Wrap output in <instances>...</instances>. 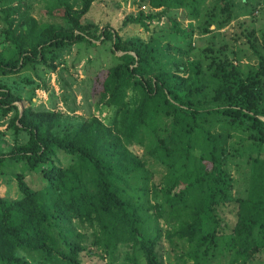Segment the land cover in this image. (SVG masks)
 <instances>
[{"label": "trees", "instance_id": "obj_1", "mask_svg": "<svg viewBox=\"0 0 264 264\" xmlns=\"http://www.w3.org/2000/svg\"><path fill=\"white\" fill-rule=\"evenodd\" d=\"M31 1L0 0V76L40 64L55 72L82 42L111 41L121 55L94 79V101L106 115L77 125L62 111L21 110V91L0 81V118L12 113L9 125L29 136L0 151V174L6 163H23L45 181L34 189L21 170L17 196H0V264H87L83 252L105 264H168L165 238L189 243L183 264H214L221 237L227 264H252L264 249V52L253 30L258 64L248 71L220 54L206 69L177 57L193 50L197 32L230 24L237 0H143L153 10L123 25L141 26L145 37L83 22L102 0H45L54 22L33 17ZM162 20L168 29H156ZM236 159L248 164L243 191L229 168Z\"/></svg>", "mask_w": 264, "mask_h": 264}, {"label": "rangeland", "instance_id": "obj_2", "mask_svg": "<svg viewBox=\"0 0 264 264\" xmlns=\"http://www.w3.org/2000/svg\"><path fill=\"white\" fill-rule=\"evenodd\" d=\"M30 13L33 17L40 21L54 22L56 19L49 17L43 11L45 0H32ZM239 9L237 17L226 27L214 30L213 32L201 34L197 32L193 37V50L184 56H177L181 61L199 59L203 62L206 69L213 55L220 54L222 61L232 63L233 68L240 72H245L258 64V59L249 41V31L255 30V36L252 39L256 41L258 49L264 52V42L262 40L264 32V0H237ZM79 4H77L78 6ZM244 9H246L244 11ZM153 8L143 0H102L96 2L91 11L83 18V22L92 21L101 27L108 25L122 35L145 37L148 32L141 26L133 24L124 27L123 22L129 15L139 16L141 12L148 14ZM159 9H156L157 11ZM253 10V11H252ZM173 16L183 21L184 25L190 23L189 20L183 18L182 11L171 12ZM168 29L165 20L159 22L156 29ZM256 37V38H255ZM1 40V37H0ZM183 42V40H181ZM0 47L2 43L0 41ZM121 52H115L111 41H98V45H90L86 42L75 44L65 52L62 63L55 72L49 67L40 64L38 69L27 66L16 74H3L0 81L6 83L13 89L21 91L22 98L17 101L21 110L29 105H33L40 109H51L63 112V116L67 122L77 125L93 115L104 117L106 111H102L94 101L93 83L95 77L105 71L108 67L116 64ZM231 69V67L229 66ZM36 70L43 76L40 78L36 74ZM27 78L33 79V84L26 82ZM46 81V83H44ZM12 113L6 117L0 118V151L9 152L14 148L16 143H24L28 141L26 132L15 133L14 129L9 125ZM58 157H61L64 163H67L68 157L64 151H57ZM68 156V155H67ZM4 173L0 174V196L16 197L18 189L15 173L18 171H27V182L29 185L38 189L45 185L42 170L30 171L23 163H6ZM230 171L233 175L237 188L242 191L247 185L248 164L244 159H236L230 162ZM13 177V178H12ZM246 193V192H243ZM225 215L232 220L233 216L225 212ZM80 231L88 232V229H80ZM227 242L221 237L219 245L221 247L220 256L214 261V264H227L229 251L224 250ZM189 247L186 240L174 238L169 240L165 238L161 244V250L164 252L168 264H183L186 255L185 252ZM128 247L121 246L120 255L124 256ZM84 253V259L87 264H105L108 259L88 252ZM29 260L39 262L36 255H26ZM183 258V259H182ZM252 264H264V249L260 250L255 258L250 261Z\"/></svg>", "mask_w": 264, "mask_h": 264}]
</instances>
